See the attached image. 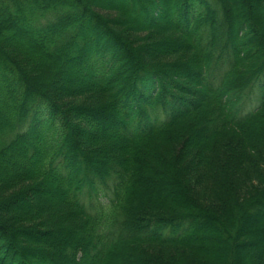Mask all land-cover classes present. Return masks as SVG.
<instances>
[{"label":"trees","instance_id":"trees-1","mask_svg":"<svg viewBox=\"0 0 264 264\" xmlns=\"http://www.w3.org/2000/svg\"><path fill=\"white\" fill-rule=\"evenodd\" d=\"M230 2L0 0V166L54 190L67 212L60 223L82 234L62 256L51 252L56 261L28 245V257L9 253L7 264H115L123 247L187 246L198 229L215 224L226 248L220 264H264V249L253 257L234 246L243 219L264 222V29L257 19L264 0H243L255 11L243 18ZM127 15L148 21L143 31L151 42L144 43L159 49L171 42L154 66L158 57L121 45ZM120 49L131 57L120 61ZM44 53L81 81L63 90L72 102L85 98L74 103L71 119L31 86V63ZM97 93L110 95L107 104L87 105ZM84 135L95 143L114 139L122 149L97 160L92 146L83 148ZM153 152L178 190L146 218L137 190L148 183ZM201 189L215 194L198 195ZM1 215L0 247L5 234L17 250L9 228L23 236L36 226H11Z\"/></svg>","mask_w":264,"mask_h":264},{"label":"rangeland","instance_id":"rangeland-1","mask_svg":"<svg viewBox=\"0 0 264 264\" xmlns=\"http://www.w3.org/2000/svg\"><path fill=\"white\" fill-rule=\"evenodd\" d=\"M107 1L108 0H96V2H98L99 4H106L105 2ZM109 1L112 2L113 0ZM163 1L166 2V0ZM237 4L239 5V9H236V14L240 17L242 16V18L250 12L252 14L253 12H255L253 4H246L245 2H243V0H235L230 2V9L233 10V6ZM257 19H259V23L263 26L264 29V14L262 12H258ZM147 22L148 21L142 23L139 19L134 20L129 15H127L126 24L124 26L125 31H120L121 37L123 38V43H121V45L123 47L126 46V49L127 46H129L130 48H132L133 51L135 49L139 51V48L144 49L143 53L146 54V56L152 54L153 58L162 56L165 52L169 51L171 42H169V40L164 41L163 47H160L159 49L155 48L152 44L144 43L148 41L149 43L151 42L150 39H146L148 32L143 31V28H147L148 26ZM129 30L135 31L131 32ZM149 33H152V31ZM25 43L31 45L28 39L25 41ZM145 46L147 48H145ZM30 48H32V45ZM119 52V56H121L119 57L120 61H122L123 58L127 59L131 57V55L129 54H123L121 49L119 50ZM41 55L34 57V60L31 63L33 70L31 73L29 72L30 74L27 73L28 75H30L29 81L31 82V86L39 90L43 89L44 95L52 99L56 104L60 105L64 110H66V116L70 117L71 119L73 118L71 109L77 107L74 105V103H81L85 100V98H75L72 102L69 96L71 92L65 93L63 92V90L72 87L76 88L81 85V81H73L69 79V77H72L73 75V68H70L66 65L55 66L54 64L57 62L55 58H50L49 56H47V53ZM156 62H160L159 57L153 60V62H149V64L154 66ZM175 69L178 68H174V70ZM172 77H174V75ZM48 86L52 88L49 89ZM53 88L54 90H52ZM99 94L100 93L95 94V99H87L90 100V102H87L88 104H86L91 106L107 104V100L110 99V95L106 93L100 96ZM105 110H108V107ZM71 122H74L73 119L71 120ZM74 127L75 130H77L76 126ZM78 138H80V136H78ZM80 140L83 142L82 144L84 145V149L89 148V146L93 147V149L95 150L94 154H98L96 157H93L97 160L106 157L104 153L108 156H111L112 154H115L117 150L119 152L122 149V147L118 143H116L114 139L106 138V140L103 142L95 143L88 138V135H84L81 137ZM170 153L172 152L170 151ZM157 154L158 153L153 152L151 156L147 157V159L150 161H148V170L146 169V171H144L145 173L143 177L149 180L147 184H145L141 188L139 187L137 190V197L139 198L141 204L139 210H143L139 214L140 217L148 216L146 218H150L153 215H157L159 213L158 211L161 210H157L156 208L159 206V209L164 208V206H166L165 203L168 202L170 192L174 191L175 193L178 190L177 180H171L166 178L165 176L167 174L166 172H164L167 169L165 164L166 162L164 163V160L160 159L159 157H157L156 160L153 159V156ZM100 155H102L103 157ZM154 166H157V169H163L161 172H155L156 170L153 168ZM1 167L2 166H0V199L2 200L0 201V206H6L7 208L11 207L9 208L8 212L0 211V214H2V222L11 223V226H14L16 224L18 225V227L21 228H26L31 224H34L36 227L35 230L26 232L23 236H20V234H17V236L14 235L16 234L14 233L16 230L11 231L12 228H9L10 232L13 233V238L17 239L18 241L17 244L19 246L17 245V250L15 247L16 243L14 241L12 243V240L9 239V237L4 236L5 234H2L5 240L3 239L1 244H3L4 241L6 243L4 244V246L2 245L3 248L0 247V264L9 263V258L11 259V261H13L10 256L12 252L17 254L21 250L28 257L29 253L25 252L23 248L27 247L28 245H32V249L35 251L34 254L40 252L41 255L46 257V259L49 258L53 261L58 260V255L54 256L51 252L55 253L57 251L56 253L62 256L63 252L65 251V248L68 245H75L74 243L81 239L80 236H82V234H79L74 231V228H69V225L67 223H60V217L63 214L65 216L67 213L65 211L64 213L60 212L64 209V206H62L63 204L59 202L58 198L60 197L54 195V190L52 194L51 192L47 191V187H44L40 184H36V181L27 183L28 178L26 176L24 177L25 174L23 175L21 173L22 170L11 172L6 170V168ZM149 167L151 169H149ZM255 185L257 187H263V185L258 182H256ZM250 192L251 191L248 192L247 189H245V193H243V196H245V198L250 197ZM29 193L30 196H28ZM213 194L215 193H211L210 189L208 190V192L204 189L198 190V195H205L204 197H207L208 195L212 196ZM7 201H9V203H5ZM218 205L219 207H221L220 204L217 202L216 206ZM54 210L59 211V214L53 213L52 211ZM46 212L48 213L45 214ZM65 218L71 217L67 216ZM31 219L32 221H30ZM49 223L55 224L51 226L52 224L50 225ZM243 223L244 224L241 225L242 227L239 233L240 237L237 239V241L234 240V246H239L240 248L238 247L237 250L239 252L245 253L246 256L248 254L254 257L257 255L256 252L258 250L264 249V230H262V227H264V222L261 220L256 221L254 220V218H251L249 220L243 219ZM198 232L201 234H198L197 236L193 237V239H191L192 242H189L187 246H166L163 248L149 245L134 250L123 247L119 250V252L114 254L116 255L119 253L122 259L114 256L113 260L116 258L117 261L115 262V264H126L124 263V260L128 261L127 264H152L149 259H155L163 262L164 264H220L218 261L221 260V256L223 257V254L226 252V248H224L223 246L225 243H221L222 238L217 237V234L220 235L221 233L219 226H217L216 224L210 225L205 229H198ZM67 234L68 236H66ZM244 237L246 238L244 239ZM21 243H25L23 244L25 246H22ZM233 247L228 246L227 249H232ZM258 257L259 259H261L264 257V254ZM34 259L37 260V256H35ZM36 260L33 261L36 262ZM228 264L230 263L228 262Z\"/></svg>","mask_w":264,"mask_h":264},{"label":"bare ground","instance_id":"bare-ground-1","mask_svg":"<svg viewBox=\"0 0 264 264\" xmlns=\"http://www.w3.org/2000/svg\"><path fill=\"white\" fill-rule=\"evenodd\" d=\"M73 76V75H72ZM43 234V233H42ZM66 236H68V234L66 235ZM35 238V237H34ZM38 238V237H37ZM115 257H119L120 259H122V257H120L121 255L118 253V254H116V255H114ZM149 261H151L152 262V264H164L163 262H161V261H158V260H155V259H149ZM127 262L128 261H125L124 260V263H126L127 264ZM148 264H150V263H148Z\"/></svg>","mask_w":264,"mask_h":264}]
</instances>
